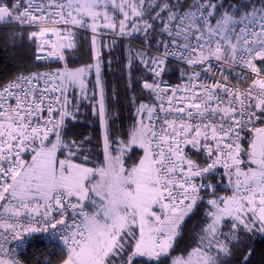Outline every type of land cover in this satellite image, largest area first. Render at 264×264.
Returning <instances> with one entry per match:
<instances>
[{"label":"built area","instance_id":"1","mask_svg":"<svg viewBox=\"0 0 264 264\" xmlns=\"http://www.w3.org/2000/svg\"><path fill=\"white\" fill-rule=\"evenodd\" d=\"M12 1L19 10L15 27L31 30L40 42L35 61L59 64L0 85V257L23 264L34 235L68 251L92 237L91 214L68 192L53 189L43 200L27 201L5 189L34 150L58 141L67 111L64 54L74 47L73 32L86 30L73 23L62 0ZM206 10L198 3L166 21L160 50L128 41L159 59L140 84L150 97L144 151L163 205L162 227L218 184L226 194L207 205L245 210L264 233V172L244 169L241 154L264 114V10L247 18L228 14L214 24ZM6 21L0 9V23ZM171 243L169 232L155 231V253Z\"/></svg>","mask_w":264,"mask_h":264},{"label":"trees","instance_id":"2","mask_svg":"<svg viewBox=\"0 0 264 264\" xmlns=\"http://www.w3.org/2000/svg\"><path fill=\"white\" fill-rule=\"evenodd\" d=\"M135 1L144 3L142 8L146 13L144 21L147 28L138 25L142 29L138 28L133 35L123 36L112 30L99 35L92 34L89 29L73 32L74 47L64 54L70 72L92 66L96 60L94 42L100 45L107 120L104 126L97 112L98 94L92 71H89L91 87L87 90L68 78L67 111L57 141V158L63 157L89 168L103 167L104 148L108 144L112 154H116L121 147L125 149L123 166L126 170L137 166L142 156L137 132L143 126L145 110L150 104V97L142 89L140 80L149 77L150 70L159 59L128 41L154 51L160 50L165 22L198 3L206 5V12L211 11L208 15L213 24L228 14L247 18L264 10V0ZM0 9L7 12V21L0 23V85L20 73L59 66L57 63L35 61L34 55L40 42L31 30L15 27L19 10L13 6L12 0H0ZM170 70L172 73L180 71L175 66H170ZM260 71L264 73V69ZM167 78L172 80L169 76ZM257 119L256 126L264 127V114L257 115ZM250 141L251 135H247L241 148L242 166L264 172V166L256 167L249 157ZM57 142L50 139L47 144L54 147ZM225 194L226 190L217 184L213 191L202 192L192 208L184 209L181 215L167 221L172 243L156 255L131 257L129 249L121 252L117 248L107 264H176L177 259L181 262L191 260V264H264V233L245 210L226 213L207 205L210 197L220 198ZM70 199L75 201L73 197ZM83 206L90 214L93 213L91 202L87 201ZM217 220L219 223L216 225L212 223ZM68 253V250L52 247L41 235H34L22 253L21 261L23 264H61Z\"/></svg>","mask_w":264,"mask_h":264},{"label":"rangeland","instance_id":"3","mask_svg":"<svg viewBox=\"0 0 264 264\" xmlns=\"http://www.w3.org/2000/svg\"><path fill=\"white\" fill-rule=\"evenodd\" d=\"M143 4V1L135 0L63 1L64 10L72 15L73 22L89 29L92 34L112 30L128 37L140 27L147 28ZM93 52L96 60L92 66L71 72L67 70V75L71 82L84 90L91 87L89 71L95 75L98 94L96 108L105 126L107 115L103 101L105 91L99 43L94 42ZM137 136L142 156L133 169L126 170L123 166V147L112 154L106 144L104 166L89 168L63 157L57 158L58 141L54 147L47 144L34 150L19 173L5 185L6 191L20 200H43L51 190L60 189L73 195L75 204L79 206L86 201L91 202V216L98 214L89 225L94 233L93 238L81 249L70 250L61 264H107L117 248L121 252L129 249L131 257L154 256L157 254L154 251L155 231L164 229L171 234L168 224L162 227L163 205L149 157L144 151V124L138 129ZM212 223L216 225L219 220ZM116 239L118 244L113 249L111 243ZM175 263L191 264V260L181 262L177 259ZM0 264L15 263L0 257Z\"/></svg>","mask_w":264,"mask_h":264},{"label":"water","instance_id":"4","mask_svg":"<svg viewBox=\"0 0 264 264\" xmlns=\"http://www.w3.org/2000/svg\"><path fill=\"white\" fill-rule=\"evenodd\" d=\"M249 157L256 167L264 166V127H257L251 132Z\"/></svg>","mask_w":264,"mask_h":264},{"label":"crops","instance_id":"5","mask_svg":"<svg viewBox=\"0 0 264 264\" xmlns=\"http://www.w3.org/2000/svg\"><path fill=\"white\" fill-rule=\"evenodd\" d=\"M1 10H2V9H1ZM3 12L7 15V12H5V11H3ZM70 197H73V199L75 200V198H74L73 195H72V196L70 195ZM86 202H87V201H86ZM84 203H85V202H84ZM84 203L81 204V207H84V206H83ZM97 215H98V214H93V215L90 217V221H89V224H88V228L90 229V231H91V228H90L89 225L92 224V221L94 220V218L97 217ZM91 233H92V231H91ZM93 234H94V233H92V237H91V238H93ZM87 242H88V241H87ZM85 243H86V242H85ZM85 243H84V244H85ZM84 244H83V245H84ZM117 244H118V241H117V239H116L114 243H113V242L111 243V247H112L113 249H115V247H117ZM83 245H82V247H83ZM82 247H81V248H82ZM81 248H80V249H81Z\"/></svg>","mask_w":264,"mask_h":264}]
</instances>
